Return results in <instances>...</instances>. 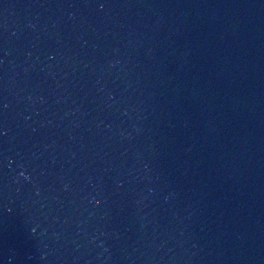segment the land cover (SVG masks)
<instances>
[{
  "label": "water",
  "instance_id": "1",
  "mask_svg": "<svg viewBox=\"0 0 264 264\" xmlns=\"http://www.w3.org/2000/svg\"><path fill=\"white\" fill-rule=\"evenodd\" d=\"M0 264H264V0H0Z\"/></svg>",
  "mask_w": 264,
  "mask_h": 264
}]
</instances>
